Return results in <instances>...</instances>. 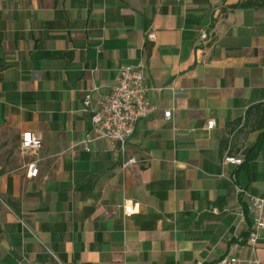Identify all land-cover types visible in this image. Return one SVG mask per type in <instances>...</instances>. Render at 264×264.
<instances>
[{
    "label": "crops",
    "instance_id": "0c3cea01",
    "mask_svg": "<svg viewBox=\"0 0 264 264\" xmlns=\"http://www.w3.org/2000/svg\"><path fill=\"white\" fill-rule=\"evenodd\" d=\"M238 1L0 0V264L249 254L245 194L264 197V130L245 112L264 102V6L228 8ZM123 64L143 67L157 109L123 151L104 139L86 150L83 97L95 105ZM25 131L42 140L37 156L20 153ZM226 153L242 163L223 165Z\"/></svg>",
    "mask_w": 264,
    "mask_h": 264
},
{
    "label": "built area",
    "instance_id": "2783aa9c",
    "mask_svg": "<svg viewBox=\"0 0 264 264\" xmlns=\"http://www.w3.org/2000/svg\"><path fill=\"white\" fill-rule=\"evenodd\" d=\"M149 38H153V33H148ZM206 34L201 33V38H205ZM149 87L145 83V71L142 66L123 64L118 68V77L116 83L111 87L110 91L100 96L95 105L92 106V97L90 93H86L83 97V105L85 109L90 111V123L93 132L92 137L85 135L82 143L86 150L88 144L92 140L104 139L111 144H118L121 151L124 150L125 142L135 131L139 120L148 118L153 114L157 106L151 104L146 93ZM166 119L171 117V109L163 111ZM214 124L213 120L207 122V127L211 128ZM42 148V140L40 136L32 131L21 133L19 140V150L22 155L37 156ZM38 158H34L27 165V175L29 177L36 176L38 172ZM136 163L134 158L127 159L122 168L125 169L131 164ZM221 163L239 165L242 160L231 154H224ZM236 193L243 194V190L236 188ZM245 210L251 215V227L248 231L247 242L249 246V254L247 256H239L235 251H229L223 254L219 259L210 264H264V257L256 254L257 241L261 231L264 230V197L252 194H245ZM134 205L124 204L123 210L125 214L134 212ZM244 210H240L238 215L243 217ZM196 264H201L197 261Z\"/></svg>",
    "mask_w": 264,
    "mask_h": 264
},
{
    "label": "trees",
    "instance_id": "16d2710c",
    "mask_svg": "<svg viewBox=\"0 0 264 264\" xmlns=\"http://www.w3.org/2000/svg\"><path fill=\"white\" fill-rule=\"evenodd\" d=\"M264 6V0H239L237 3L228 6L230 9L235 8H256ZM253 114V122L251 124V128L258 130H264V102L258 103L253 105L252 107L248 108L245 112V117ZM241 118H238L235 122L236 124L239 123Z\"/></svg>",
    "mask_w": 264,
    "mask_h": 264
}]
</instances>
